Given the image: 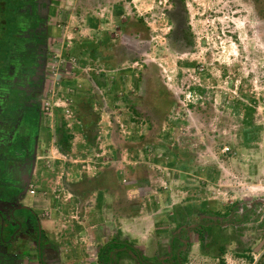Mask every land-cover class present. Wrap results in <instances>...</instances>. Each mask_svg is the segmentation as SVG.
<instances>
[{
    "label": "rangeland",
    "instance_id": "374dc122",
    "mask_svg": "<svg viewBox=\"0 0 264 264\" xmlns=\"http://www.w3.org/2000/svg\"><path fill=\"white\" fill-rule=\"evenodd\" d=\"M89 1L97 36H87L86 54L57 62L49 33L43 160L68 156L57 146L61 122L69 131L68 124L88 127L91 152L111 156L101 129L107 114L115 136L133 144L134 172L151 175L158 189L204 194L211 175L214 201H242L247 214L236 227L197 236L201 254L217 264H264V245L256 248L264 239V0ZM77 3L51 6L56 44L76 41ZM72 73L90 84H64Z\"/></svg>",
    "mask_w": 264,
    "mask_h": 264
},
{
    "label": "crops",
    "instance_id": "0c3cea01",
    "mask_svg": "<svg viewBox=\"0 0 264 264\" xmlns=\"http://www.w3.org/2000/svg\"><path fill=\"white\" fill-rule=\"evenodd\" d=\"M89 2L78 0L75 43L70 41L68 47L56 44V37L61 33L55 28L50 30L53 46L57 49L56 59L60 54L68 57L74 52H88L87 36H97L96 29L90 26L95 16L88 13ZM56 3L57 0H53L52 5ZM71 18L70 15L68 22ZM96 19L99 23L103 21L100 17ZM69 31L73 32L70 25L65 32ZM92 40L97 42L98 38ZM67 70L70 71V67ZM84 78L77 73L63 82L66 85L81 81L90 84ZM103 118L101 129L106 149L111 154L106 158H98L91 152L93 148L87 141L84 127L73 123L68 124L74 135L71 152L63 159L48 155L45 163L43 157L47 152L42 138L47 133L43 129L30 187L35 193L30 195V204L41 218L46 244L33 250L30 258L24 256V264H217L219 258L201 254L200 237L197 236L201 229L213 226L221 230L236 227L247 214L241 206L242 201L231 204L214 201L212 191H206L214 181L211 175L206 178L204 194H197L202 188L195 186L187 191L158 189L151 175L134 172L130 158V151L134 150L132 142L118 139L108 115L104 114ZM56 151L51 145L50 153ZM94 164L98 166L96 169L86 170ZM252 208L254 205L249 210Z\"/></svg>",
    "mask_w": 264,
    "mask_h": 264
},
{
    "label": "flooded vegetation",
    "instance_id": "af4514ba",
    "mask_svg": "<svg viewBox=\"0 0 264 264\" xmlns=\"http://www.w3.org/2000/svg\"><path fill=\"white\" fill-rule=\"evenodd\" d=\"M52 4L0 0V264H24L46 244L30 187L44 129Z\"/></svg>",
    "mask_w": 264,
    "mask_h": 264
},
{
    "label": "trees",
    "instance_id": "16d2710c",
    "mask_svg": "<svg viewBox=\"0 0 264 264\" xmlns=\"http://www.w3.org/2000/svg\"><path fill=\"white\" fill-rule=\"evenodd\" d=\"M84 131L85 132L88 131V127H86L85 125H84ZM57 132H58L57 146L61 153L67 155L71 152V148H72L71 141L73 139V134L67 129L66 123L64 122L60 123ZM85 134L89 138V133L86 132ZM91 138L92 140L93 139L95 140V135H92Z\"/></svg>",
    "mask_w": 264,
    "mask_h": 264
},
{
    "label": "water",
    "instance_id": "95a60500",
    "mask_svg": "<svg viewBox=\"0 0 264 264\" xmlns=\"http://www.w3.org/2000/svg\"><path fill=\"white\" fill-rule=\"evenodd\" d=\"M264 245V239L261 241V243L259 244L258 248H261Z\"/></svg>",
    "mask_w": 264,
    "mask_h": 264
},
{
    "label": "built area",
    "instance_id": "2783aa9c",
    "mask_svg": "<svg viewBox=\"0 0 264 264\" xmlns=\"http://www.w3.org/2000/svg\"><path fill=\"white\" fill-rule=\"evenodd\" d=\"M68 111V110H67ZM32 193H35V190L34 189H32Z\"/></svg>",
    "mask_w": 264,
    "mask_h": 264
}]
</instances>
